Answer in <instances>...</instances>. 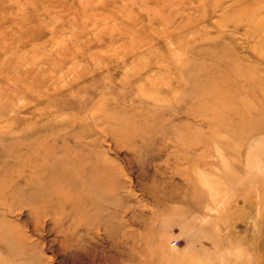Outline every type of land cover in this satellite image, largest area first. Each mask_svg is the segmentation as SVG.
<instances>
[{"label":"rangeland","instance_id":"obj_1","mask_svg":"<svg viewBox=\"0 0 264 264\" xmlns=\"http://www.w3.org/2000/svg\"><path fill=\"white\" fill-rule=\"evenodd\" d=\"M0 202V264H264V0H0Z\"/></svg>","mask_w":264,"mask_h":264},{"label":"bare ground","instance_id":"obj_2","mask_svg":"<svg viewBox=\"0 0 264 264\" xmlns=\"http://www.w3.org/2000/svg\"><path fill=\"white\" fill-rule=\"evenodd\" d=\"M91 179V178H90ZM3 207L4 206V204H2L1 202H0V207ZM2 210L3 211H6L7 213H10V211L7 209V208H2ZM113 264H122V263H119V262H117V260L113 263Z\"/></svg>","mask_w":264,"mask_h":264}]
</instances>
